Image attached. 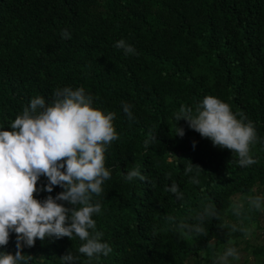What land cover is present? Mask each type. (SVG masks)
<instances>
[{
  "label": "trees",
  "instance_id": "1",
  "mask_svg": "<svg viewBox=\"0 0 264 264\" xmlns=\"http://www.w3.org/2000/svg\"><path fill=\"white\" fill-rule=\"evenodd\" d=\"M62 30L71 38H62ZM121 39L136 54L115 48ZM64 87H83L94 109L115 113L119 139L104 154L111 177L102 196H93L101 212L92 217L112 252L89 260L79 253L85 241L75 234L46 237L23 247L26 259L32 257L27 264H63L60 258L68 252L75 264H186L199 255L202 264H219L207 260L218 258L214 241L234 240L236 246L245 237L241 229L260 227L259 210L248 200L240 216L233 206L236 197H255L254 189L264 187V0H0V131H11L32 98L49 103ZM205 96L254 124V164L239 166L230 150L213 146L186 121H175L181 105L195 115ZM122 103L132 105L134 119ZM175 123L183 137L174 135ZM188 162L202 172L186 175ZM133 168L147 180L125 181ZM193 176L198 184L190 182ZM172 183L182 200L166 191ZM47 184L42 175L34 193L38 201L63 191H43ZM209 204L217 216L205 218L203 235L176 230L180 223L198 224L197 214ZM0 252L15 255L14 232ZM252 252L264 264V243Z\"/></svg>",
  "mask_w": 264,
  "mask_h": 264
},
{
  "label": "clouds",
  "instance_id": "2",
  "mask_svg": "<svg viewBox=\"0 0 264 264\" xmlns=\"http://www.w3.org/2000/svg\"><path fill=\"white\" fill-rule=\"evenodd\" d=\"M61 36L71 38L66 30H62ZM114 47L122 49L125 55L136 54L134 47L123 39ZM92 102L93 97L87 95L83 87L56 89L49 103L40 96L32 98L22 115L11 124V131H0V247L8 244L10 232L16 234L15 255L0 252V264H27L32 257L26 259L23 247H32L37 239L43 241L46 237L71 239L75 234L85 241L78 251L89 260L112 252V248L102 242L103 233L95 231L96 222L92 217L101 212V204L93 203V196H102V185L111 177V170L105 167L104 154L119 137L112 123L115 113L104 114L94 109ZM131 107L122 103V110L130 120L134 119ZM174 119L186 121L190 129L210 139L213 146L230 150L239 166L247 167L256 162L250 155V145L258 140L254 124L243 113L234 114L229 104L218 98L205 96L196 105L195 115L192 108L181 105ZM174 135H184L183 128L176 127V123ZM151 140L156 141L154 134ZM149 143L146 140L145 147ZM194 169L197 174L202 172L190 162L184 172L187 175ZM42 175L48 179L43 191L51 193L53 186L63 189L55 198L49 195L43 202L34 198ZM123 178L129 182L134 178L147 180L138 168L129 170ZM190 182L198 184L199 180L193 176ZM166 191L178 201L183 199L176 183L167 186ZM247 199L252 209H262L264 198ZM57 201L67 202L72 207L66 208ZM242 208L243 204L234 205L235 215L240 216ZM216 216L215 205L209 204L197 214L198 224L180 223L176 230L183 236L203 235L205 218ZM90 229L94 230L91 234ZM241 231L246 236L251 233V229ZM229 258H240L234 247L226 248L219 256V264H228ZM60 259L63 264H75L77 258L68 252Z\"/></svg>",
  "mask_w": 264,
  "mask_h": 264
},
{
  "label": "rangeland",
  "instance_id": "3",
  "mask_svg": "<svg viewBox=\"0 0 264 264\" xmlns=\"http://www.w3.org/2000/svg\"><path fill=\"white\" fill-rule=\"evenodd\" d=\"M254 196H260L264 198V187L261 189H254ZM248 197H252V195H247L245 198L243 197H236L234 200V204H243L245 200H248ZM258 220L260 223V227H254L250 226L249 229H251L250 235H245L244 238L238 237L237 242H239L236 246L233 245V241L231 242H224L220 245H217L216 242H213V245L215 247L213 253L218 256L217 260H213L212 257H208L207 260L209 262L216 261L219 263V256L224 253L227 247H234L238 254L239 259H233L229 258L228 263L229 264H262V258L260 256L254 255L252 250L256 246L264 243V210H259ZM227 221H229L227 219ZM232 223V222H231ZM235 225L236 223H232ZM245 241V242H244ZM204 260L203 255H199V257H189L186 261V264H202Z\"/></svg>",
  "mask_w": 264,
  "mask_h": 264
}]
</instances>
